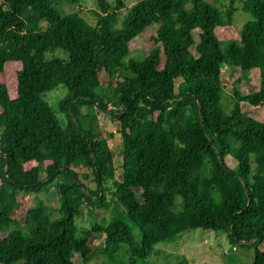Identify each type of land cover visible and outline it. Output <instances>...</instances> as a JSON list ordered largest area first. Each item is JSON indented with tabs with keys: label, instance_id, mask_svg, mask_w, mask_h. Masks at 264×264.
Segmentation results:
<instances>
[{
	"label": "trees",
	"instance_id": "obj_1",
	"mask_svg": "<svg viewBox=\"0 0 264 264\" xmlns=\"http://www.w3.org/2000/svg\"><path fill=\"white\" fill-rule=\"evenodd\" d=\"M56 1L0 0V264H90L102 255L139 264L163 252L159 242L196 228L225 231L235 248L255 246L251 264H264V121L241 108L264 104V0L225 8L223 0H92L94 23L81 0L64 13ZM239 8L251 18L220 41L215 28ZM147 34L153 47L125 59L130 41ZM55 50L63 56H46ZM223 64L259 71L256 90L241 93L235 79L229 113ZM116 68L127 73L105 89L100 73L113 77ZM59 85L65 125L43 98ZM94 107L116 118L121 180ZM79 169L91 170L94 189ZM108 181L116 204L106 218ZM52 186L55 217L40 195ZM84 209L92 223L79 228ZM123 245L126 261L114 256ZM175 255L168 263L191 264Z\"/></svg>",
	"mask_w": 264,
	"mask_h": 264
},
{
	"label": "rangeland",
	"instance_id": "obj_2",
	"mask_svg": "<svg viewBox=\"0 0 264 264\" xmlns=\"http://www.w3.org/2000/svg\"><path fill=\"white\" fill-rule=\"evenodd\" d=\"M213 5L217 6L216 0H207ZM241 0H235L234 6L241 7ZM230 0H223V5H219L220 8L229 7ZM79 5L82 7V14L94 23L96 20L95 15L92 13L94 6L92 5V0H81ZM79 5L70 3L69 0H57L54 3V7L61 13L69 12L74 9L80 8ZM251 16L249 13L243 12L240 8L233 14V22L229 25L217 26L215 28V34L220 41H226L230 38H235L239 36V30L242 24L249 20ZM197 34V30L195 31ZM130 54L125 59H136L140 60L146 52H148L153 47V40L147 34L144 36H139L132 39L129 43ZM63 56L62 52L55 50L53 52L48 51L47 57L52 56ZM125 68H116L113 71V77L106 74L105 72L100 73L101 82L105 89L111 83H115L116 79L122 78V74H126ZM241 79V84L239 89L241 93H245L251 90H256L259 85V71L257 69H252L249 71H243L239 73L238 70L233 69L228 64H223L221 67V81L223 84V90L221 93V103L223 109L226 113H229L233 107L232 92H233V82L236 78ZM179 82L178 79L175 81V85ZM66 88L63 85L49 90L43 94V98L46 99L51 107L54 109L58 117L61 119L62 124L65 125L67 122L66 116L63 111H60L59 101L65 95ZM242 111L246 114L260 120L264 121V104L258 107H251L248 102H241ZM82 111L85 112V107H82ZM94 111L97 113L96 123L97 128L101 131L102 135L107 138L110 147L114 151V167H115V180H121L122 174V156L119 149L121 148V134L118 130V125L116 123V118L112 116L109 112L102 111L99 107H94ZM227 163L234 167L236 161L231 156H226ZM80 175L84 183L91 189L96 187L93 180V173L89 169H79ZM87 174V177L85 175ZM112 181L106 182L107 187V199L111 201L108 210H105L104 215L109 218L111 215V209L116 204L115 198L112 195ZM140 191V189H136ZM138 193V192H137ZM46 200V203L55 209L52 217L58 215L57 208L59 206V199L56 193L55 187L52 186L48 191H44L41 194ZM34 194L22 196V206L18 210L19 213H25L26 206L33 201ZM140 200V196L138 197ZM78 227H90L92 223V218L84 209L82 214L76 219ZM135 236L139 239V230L134 229ZM104 234H100L94 239L96 244H103ZM230 240L228 239L227 233L225 231H213V230H202L200 228L191 229L182 232L179 237L174 241L159 242L156 244L155 248L162 250L163 252L159 254H150L147 258L138 260L139 264H170L168 262L176 259V255L185 256L191 264H251V260L254 256L256 247L249 246L244 248L242 246L232 247ZM235 248V249H234ZM258 248L264 249V241L258 245ZM114 256H117L123 261L127 260L126 246L123 245L114 252ZM90 264H119L114 260L108 259L106 256H100L94 259Z\"/></svg>",
	"mask_w": 264,
	"mask_h": 264
},
{
	"label": "water",
	"instance_id": "obj_3",
	"mask_svg": "<svg viewBox=\"0 0 264 264\" xmlns=\"http://www.w3.org/2000/svg\"><path fill=\"white\" fill-rule=\"evenodd\" d=\"M200 117H202V116H200ZM252 241H254V239L249 240V241H241V243H250V242H252Z\"/></svg>",
	"mask_w": 264,
	"mask_h": 264
},
{
	"label": "built area",
	"instance_id": "obj_4",
	"mask_svg": "<svg viewBox=\"0 0 264 264\" xmlns=\"http://www.w3.org/2000/svg\"><path fill=\"white\" fill-rule=\"evenodd\" d=\"M235 249V248H234Z\"/></svg>",
	"mask_w": 264,
	"mask_h": 264
}]
</instances>
